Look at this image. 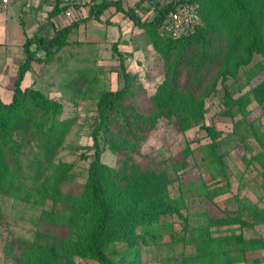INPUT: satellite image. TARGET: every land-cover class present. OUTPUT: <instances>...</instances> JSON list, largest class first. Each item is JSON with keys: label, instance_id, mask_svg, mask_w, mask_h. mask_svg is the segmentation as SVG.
<instances>
[{"label": "rangeland", "instance_id": "374dc122", "mask_svg": "<svg viewBox=\"0 0 264 264\" xmlns=\"http://www.w3.org/2000/svg\"><path fill=\"white\" fill-rule=\"evenodd\" d=\"M90 1L19 0L9 9L7 23L14 26L12 21L19 13L15 14V11L20 5L21 21L29 36H50L53 28H62L87 16ZM124 1L125 8L133 7L137 2L136 12L142 20L150 19L155 12L153 5L162 2ZM68 2L71 3L68 9L48 17L57 3ZM1 8L4 7L0 5ZM111 10L108 9L100 21L89 19L75 28L70 34L69 45L59 51L50 65L32 64L24 78L22 86H32L61 103L62 110L54 116L52 124L38 119L18 124L0 148V264L24 263L25 251L19 239L32 241L37 234L64 241L70 239L71 227L63 212L64 205L53 196L55 178L61 175L59 171L65 163L70 166L68 173L74 177V183L66 181L61 185L77 192L86 180L89 159L84 157H90L93 152L95 95L98 89L115 90L124 85L120 56L113 49L114 44L122 54L126 70L135 73L132 90L138 106L145 115L159 114L146 137L140 139L135 148H125V153L142 172L140 178L148 196L167 194L173 208V212L161 220L164 231L155 245L140 244L139 229L135 230L134 237H130L131 231L124 230L125 234L107 235L104 247L114 264H184L182 254L192 235L190 226L204 213L214 217L233 215L239 198H248L264 206V178L260 167L254 162L249 163L252 154L264 142V89L258 86L264 81V74L245 85L248 66L235 68L231 63L224 72L215 70L202 81L200 90L193 91L200 122L183 129V123L176 118L167 119L154 107H149L150 96L165 79L173 55L164 53L162 44H155L128 17L122 15V20L112 24L115 13ZM202 26L204 19L199 12L196 30ZM159 30V36L163 40L167 38L162 28ZM1 37H4L3 32ZM6 39V43L0 42V97L5 102L11 98L19 64L14 61L18 45H10L8 35ZM254 60L261 58L255 55ZM80 68L96 70L99 78L98 82L91 81L87 92L73 96L64 86ZM184 84L181 78L178 85ZM229 84L233 85L232 89ZM224 85L231 89L233 100L225 96ZM239 86L243 88L238 89ZM205 87L209 90L203 95L200 92ZM256 91L260 99H254L247 106L250 112L242 125L240 119L243 116L238 112L234 117L232 115L236 110L234 101L245 92ZM205 126L223 132L213 150L217 161L224 164L225 176L216 177V171H211V163L205 157L204 148L212 142ZM54 127L56 140L52 138L43 158L42 142L46 143V134ZM99 141L102 161L120 167L122 163L104 140L99 137ZM3 160L5 167L1 164ZM37 167L43 170L40 177H36ZM216 188L221 190L220 194L213 191ZM222 228L227 233L241 231L246 240L264 238V224L247 228L233 224ZM55 264L98 263L72 255L66 262ZM238 264H264V249L249 250L247 259Z\"/></svg>", "mask_w": 264, "mask_h": 264}, {"label": "trees", "instance_id": "16d2710c", "mask_svg": "<svg viewBox=\"0 0 264 264\" xmlns=\"http://www.w3.org/2000/svg\"><path fill=\"white\" fill-rule=\"evenodd\" d=\"M192 1L197 4L204 19V26L196 30V33L179 39H172L165 34L167 38L163 40L159 36V29L165 21L169 4L157 1L153 5V16L142 20L136 12L137 2L133 7L125 8L122 0H91L86 17L55 29L51 36L27 37L23 43L25 58L18 64L11 98L5 102L0 97V148L18 124L37 119L52 124L54 116L62 110L61 103L49 99L32 86H22V80L32 63L50 65L59 55V51L69 45L70 34L75 28L89 19L100 20L103 12L110 7H114L142 28L155 44H162L164 53L173 55L174 60L167 69L165 79L159 84L156 93L150 96L149 107H154V110H158L167 119L176 118L183 123V129L200 122L201 117L196 109L193 91L200 90L202 81L215 70L224 72L231 63H234L235 68L240 65L248 66L245 70L246 81L243 82L245 85L263 76L264 0ZM70 4L57 3L48 17L62 13ZM116 45L114 44L113 49L120 56L124 85L115 90H97V113L91 134L93 152L90 157H84L89 159L86 180L80 184L77 192L67 188V185H61L66 181L74 183V177L68 173L70 166L65 163L59 171L62 172L60 178H55L57 181L54 183L53 196L64 205L63 212L71 227V237L64 241L37 234L32 241L19 239L25 251L23 264L66 262L72 255L92 259L98 264H114L104 247L103 241L107 235L118 236L124 233V230L131 231L130 237H134L135 230L139 229L138 236L141 239L140 244L143 245H155L162 238L164 229L161 220L166 214L173 212L171 200L167 194L148 196L145 184L140 178L142 172L125 153V148H135L137 142L146 137L159 114L154 112L145 115L143 109L138 106L132 90L135 73L126 70L122 54L116 49ZM38 51H42L43 55L37 56ZM255 55L260 56L261 60L255 61ZM74 73L64 86L73 96L87 92L91 81L98 82L99 75L94 69L80 68ZM181 78L185 82L182 87L178 85ZM229 86L233 88V85ZM258 86L264 89V81ZM224 88L225 96L233 100L231 89L225 85ZM242 88L239 86L238 89ZM208 90V87H205L200 93L205 95ZM254 99H260L257 91L249 94L245 92L234 101L236 110L232 115L234 117L237 112L240 113L243 116L240 119L242 125L250 112L247 106ZM205 127L212 139L204 148L207 153L205 157L211 163V171H216V177L225 176L224 164L217 161L213 150L215 141L222 137L223 132L210 126ZM55 131L56 128H52V131L46 134V143L42 142L43 158L52 138L56 140ZM99 137L116 155L119 163H122L120 167H113L102 161ZM253 162L260 167L264 178V142H261L258 150L252 154L249 163ZM1 164L6 166L4 160ZM37 168L36 177H40L43 170ZM213 191L216 194L221 193L217 188ZM233 224L238 228L264 224V206L248 198H239L233 215L214 217L204 213L201 219L190 226L192 235L182 254L184 264H238L247 259L249 250L264 249V238L246 240L241 231L227 233V230L222 228ZM184 238L185 235L182 239Z\"/></svg>", "mask_w": 264, "mask_h": 264}, {"label": "built area", "instance_id": "2783aa9c", "mask_svg": "<svg viewBox=\"0 0 264 264\" xmlns=\"http://www.w3.org/2000/svg\"><path fill=\"white\" fill-rule=\"evenodd\" d=\"M162 1L170 5L162 25L163 33L172 39L193 34L199 21L197 4L192 0ZM0 2L7 4L10 0H0Z\"/></svg>", "mask_w": 264, "mask_h": 264}, {"label": "crops", "instance_id": "0c3cea01", "mask_svg": "<svg viewBox=\"0 0 264 264\" xmlns=\"http://www.w3.org/2000/svg\"><path fill=\"white\" fill-rule=\"evenodd\" d=\"M19 2V0H10V2H8L7 4H1V2H0V5L1 6H3L4 8H1L0 9V33L1 32H3L4 33V37H1L0 38V42H4V43H6L7 41V39H6V35H8L9 36V39H10V41H9V43H10V45H13V44H17L18 45V48L15 50L16 51V53H15V58H14V61H18V62H21V61H23L24 60V58H25V54H24V50H23V43L25 42V40H26V38L27 37H30L29 36V32H28V30L27 29H25V27L23 26V24H22V21H21V17H22V10H21V8H20V5H19V10L16 8V11H15V14L17 13V12H19L18 14H16V17L14 18V20L12 21L13 23H14V26H13V24L11 23V24H9V23H7L8 22V12H9V9H11V7H12V5L15 3V2ZM129 2H131V0H128ZM133 1V0H132ZM90 3V2H89ZM124 3H125V1L124 0H122V4H123V6H124ZM148 3V1L147 0H145L144 2H143V4H147ZM61 5L63 4V3H60ZM16 5V4H15ZM89 6V5H88ZM108 9H112L111 11L113 12V13H115V15H114V19L115 20H113L112 21V24L113 23H115V22H118V20H122V17L124 16L121 12H118V11H116L115 10V8L114 7H110V8H108ZM107 9V10H108ZM89 10V9H88ZM107 10H105L104 12H103V14L100 16V19H101V17H104V14L106 13V11ZM123 15V16H122ZM86 17V16H85ZM52 18V17H51ZM94 20V19H93ZM98 21H100V20H98ZM6 23H7V25H6ZM7 26V27H6ZM113 27H115L116 29H117V26L116 25H112ZM6 27V28H5ZM140 28V27H139ZM55 29H59V28H53V32H54V30ZM140 29H142V28H140ZM118 30V29H117ZM143 30V29H142ZM53 34V33H52ZM35 36V35H34ZM39 36V35H38ZM51 36V35H50ZM31 37H33V36H31ZM32 48H34V46H32ZM1 52V51H0ZM2 54V53H1ZM43 55V52L42 51H38L37 52V56H42ZM17 56H18V58H17ZM32 64H37V63H32ZM27 74H29V71L25 74V76L27 75ZM25 76H24V78H25ZM24 78H23V80H22V85H24ZM23 87H25V86H23Z\"/></svg>", "mask_w": 264, "mask_h": 264}]
</instances>
